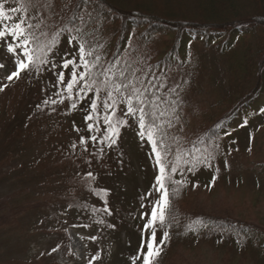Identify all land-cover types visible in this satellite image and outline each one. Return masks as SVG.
<instances>
[{
  "label": "rangeland",
  "instance_id": "obj_1",
  "mask_svg": "<svg viewBox=\"0 0 264 264\" xmlns=\"http://www.w3.org/2000/svg\"><path fill=\"white\" fill-rule=\"evenodd\" d=\"M21 2L6 0L5 6L19 7ZM73 49L74 45L62 38L49 52V57L58 62L55 72L65 75V84L54 87L55 72L47 68L39 77L25 72L19 79L8 81L16 71L15 58L0 47V264L31 263L44 256L51 258L52 264H132V257L142 246L147 220L143 214L158 198V193L148 196L158 175L150 145L140 142L137 126L130 120L128 127L121 128L118 148L108 150L103 145L106 154L101 158V145L89 139L88 152H83L80 137L91 135L85 131L88 122L83 118L89 114V100L96 96L85 93L76 100L77 109H71V101L66 98L71 66L62 69L59 62L61 57L75 59L69 55ZM207 63L214 74L204 90L206 94L222 89L225 82L219 55L210 54ZM179 81L180 77L173 75L170 86ZM57 92L65 93L64 104L59 103ZM51 100L58 103L53 105ZM205 100L198 96L194 102ZM245 123L237 121L235 132L215 151L211 167L200 166L193 174L183 166L180 179L189 184L186 201L189 203L190 198V206L199 214L233 216L264 226V116L250 125ZM104 127L101 124L97 132L102 133ZM199 129L191 114L184 136H192ZM73 143L76 149L71 147ZM68 158L76 163L65 171L55 169ZM89 171L94 180L88 178ZM103 190H107V196ZM105 207L111 215L102 211ZM191 207L188 211L194 213ZM47 208H54L66 222L62 233L45 231L53 219ZM65 232L72 242L61 248L68 242ZM161 238L162 230H158L157 241ZM96 256L100 259L93 261ZM219 258L220 254L208 246L184 251L181 256L185 264H217ZM234 258V264H241L239 250Z\"/></svg>",
  "mask_w": 264,
  "mask_h": 264
},
{
  "label": "trees",
  "instance_id": "obj_2",
  "mask_svg": "<svg viewBox=\"0 0 264 264\" xmlns=\"http://www.w3.org/2000/svg\"><path fill=\"white\" fill-rule=\"evenodd\" d=\"M54 3L59 11L63 0ZM76 5L77 11L92 13L96 27L88 39L102 63L142 60V67L168 75L160 95L171 87L173 75L180 77V83L173 86L176 93L169 94L178 103L174 108L162 105V110L167 109L163 119L173 125L169 143L174 151L176 142L183 150H191L193 144L211 150L213 142L221 145L235 132L238 120L250 125L264 116V0H75ZM210 54L219 55L226 84L206 94L214 74L207 63ZM198 96L206 100L195 103ZM191 114L200 129L186 137L183 133ZM75 163L68 158L55 169L65 171ZM174 179H180V171ZM189 189L186 183L171 197L174 220L167 229L170 238L159 264H185L181 259L184 251L204 246L220 254L217 264H234L238 250L241 264H264V226L233 216L199 214L190 206V198L186 201ZM190 207L194 213L188 211ZM53 209H46L53 219L45 231L62 233L66 222ZM65 234L68 242L61 248L72 242L69 233ZM50 259L44 256L31 263L7 264H52Z\"/></svg>",
  "mask_w": 264,
  "mask_h": 264
},
{
  "label": "snow or ice",
  "instance_id": "obj_3",
  "mask_svg": "<svg viewBox=\"0 0 264 264\" xmlns=\"http://www.w3.org/2000/svg\"><path fill=\"white\" fill-rule=\"evenodd\" d=\"M5 4L6 0H0V47L6 48L15 58L16 66V71L7 77L8 81L19 79L21 73L25 72L39 77L45 68L55 72L58 62L49 57V52H52L60 38L64 37V42L74 45L69 55L76 57H61L59 62L62 69H70L71 66V82L66 83V98L71 101V109H77L76 100L82 99L85 93L91 92L96 96L95 100H89L90 108L86 109L89 114L83 118L88 122L85 131L91 134L88 138L80 137L83 152H88L89 139L92 143L98 142L101 145V158L106 154L103 145H106L108 150L118 148L121 128L128 127L130 120L137 126L140 142L150 145L158 175L152 185L153 191L149 192L148 196L158 193V198L150 202V211L143 214L147 217L143 226L145 236L141 248L132 257V264H137V261L139 264H159L164 245L170 238L167 229L174 220L171 215V197L186 184V180H177L174 176L183 166H188L187 170L193 174L200 166L211 167L215 158L214 150L219 145L213 142L210 150L208 147L197 148L193 144L191 150H183L179 142H176L177 148L173 150L172 144L169 143V129L173 125L170 120L163 119L167 109L162 110V105L175 107L178 101L171 99L169 94L176 93L177 88L168 87L163 95L158 94L159 89L166 87L168 75H158L151 68L142 67V60L130 58L123 63L117 60L102 63L101 56L96 53L88 39L96 27L92 23V13L86 10L77 11L79 6L74 7L75 0H63L59 11L54 0H22L19 7H6ZM30 7L33 9L31 13ZM2 67L0 64V68ZM55 77L54 87L57 84H65L63 71L55 72ZM57 95L61 96L59 103L64 104L65 93L57 92ZM49 102L43 101L45 105ZM57 103L56 100H51V104ZM101 124L105 127L102 133H98L97 129ZM76 131L79 132L80 129ZM200 143L205 144V141L201 140ZM71 147L76 149L77 145L73 143ZM87 176L91 180L95 179L91 171ZM173 187L175 191H171ZM93 191L97 195L100 194L95 189ZM103 191L107 196V190ZM104 203L107 204L106 199ZM102 211L111 215L110 209L106 207ZM97 223L102 224L103 221ZM158 230H162L160 241H157ZM92 239L95 240L96 237ZM97 259L100 257H93V261Z\"/></svg>",
  "mask_w": 264,
  "mask_h": 264
}]
</instances>
